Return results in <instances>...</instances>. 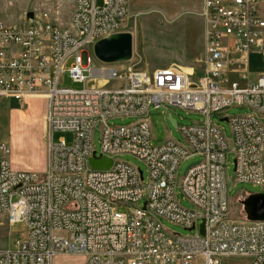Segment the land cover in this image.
I'll use <instances>...</instances> for the list:
<instances>
[{
    "label": "built area",
    "instance_id": "1",
    "mask_svg": "<svg viewBox=\"0 0 264 264\" xmlns=\"http://www.w3.org/2000/svg\"><path fill=\"white\" fill-rule=\"evenodd\" d=\"M49 1L55 13L66 3L65 23L0 21V98H42L48 129L44 174L13 169L10 147L0 143V215L25 227L11 249L0 250V264H53L59 255L83 256L82 264H264V221L228 216L225 176L230 149L235 182L264 190V71L252 81L248 70L249 54L264 60V0H203L197 71L163 67L151 74L91 61L95 41L123 32L128 0ZM65 73L82 87H61ZM151 106L197 112L205 121L180 127L183 143L154 145ZM231 106L248 113L226 116ZM216 115L227 118L230 141L211 122ZM124 117L138 120L106 124ZM54 131L72 133V144L53 143ZM124 156L141 162L146 177ZM102 157L110 167L94 169L90 159ZM185 161L191 163L176 185ZM177 188L190 208L179 203ZM124 204L132 208L117 211ZM162 220L194 233L168 232Z\"/></svg>",
    "mask_w": 264,
    "mask_h": 264
},
{
    "label": "rangeland",
    "instance_id": "2",
    "mask_svg": "<svg viewBox=\"0 0 264 264\" xmlns=\"http://www.w3.org/2000/svg\"><path fill=\"white\" fill-rule=\"evenodd\" d=\"M202 0H128V16L125 21L123 32L133 35V53L128 62L116 64L115 68L122 71H140L151 74L160 67L172 64L186 63L194 55L203 56V20L200 16ZM101 0H97L100 4ZM58 12L55 13L56 4L49 0H0V21L5 24L21 25L28 21L26 14L33 13L35 20L45 22L55 20L65 23L68 19V6L60 2ZM59 23V22H55ZM204 50V47H203ZM91 61L94 62L90 52ZM200 60L192 70L197 71ZM191 70V69H190ZM186 69L187 72H190ZM248 70L250 80H254L258 73L264 71V60L258 55L251 53L248 56ZM236 78V76H233ZM61 87L79 89V83H73L68 73L60 77ZM46 103L42 98L29 99L24 103H18L13 99L0 98V143H6L10 147L8 156L10 165L15 170H27L44 174L42 154L47 162L48 129L45 122ZM226 116L232 117L248 113L245 107L231 106L224 112ZM169 115L176 120V127L168 120ZM147 119L151 125L152 144L159 145L167 138L178 143H183L180 127L191 126L194 123L202 124L205 117L197 112L180 110L173 107L153 108L147 111ZM138 120L137 117H124L109 119L108 126L123 127ZM211 122L221 128L227 141L231 139L229 124L220 121L216 116L211 117ZM53 143L64 139L67 145L72 144L73 134L67 131H54L51 134ZM39 144V145H38ZM94 148L99 150V126L93 132ZM233 153L229 149L226 154L225 176L227 184L228 216L235 220H244L245 214L240 201V194L246 198L253 193H264L259 186L247 182H235ZM141 169L144 176L145 166L130 156L121 158ZM264 167V149L262 154ZM185 161L181 164L176 178V185L183 177L185 168L190 164ZM179 203L190 208L179 189H176ZM145 198L141 199L142 205ZM132 208L124 204L116 206L117 211L126 213ZM164 229L168 232L180 235L193 234L183 228L162 220ZM25 227L21 222L8 225L6 219L0 215V250L11 249L16 239L24 234ZM53 264H82V257L66 255L56 259ZM228 264H245L249 258H228Z\"/></svg>",
    "mask_w": 264,
    "mask_h": 264
},
{
    "label": "water",
    "instance_id": "3",
    "mask_svg": "<svg viewBox=\"0 0 264 264\" xmlns=\"http://www.w3.org/2000/svg\"><path fill=\"white\" fill-rule=\"evenodd\" d=\"M27 19L33 18V13L26 14ZM133 53V35L130 32H118L98 39L92 45L94 58L103 64H120L128 62ZM172 126L176 127V120L168 117ZM220 121H226L222 118ZM111 160L105 157L100 159H90V164L94 169H108ZM245 219L249 221H264V193H253L248 195L242 202ZM201 234L204 233L203 224L200 225Z\"/></svg>",
    "mask_w": 264,
    "mask_h": 264
},
{
    "label": "crops",
    "instance_id": "4",
    "mask_svg": "<svg viewBox=\"0 0 264 264\" xmlns=\"http://www.w3.org/2000/svg\"><path fill=\"white\" fill-rule=\"evenodd\" d=\"M202 1H201V8H202ZM203 47H204V39H203V44H202V51H203ZM201 54H202V52L200 54L194 55L186 63L172 64L171 66H167V67H176V68H181V69H185V70L186 69L190 70V69H192L193 67L196 66L197 62L200 60ZM160 68H163V67H160ZM41 157L43 158L44 166L46 167V157H45L44 154H42ZM65 256L66 255H59V256H56L55 258L58 259V258L65 257ZM71 256H73V257H82L83 260H84L83 256H76V255H71ZM53 262H54V260H53Z\"/></svg>",
    "mask_w": 264,
    "mask_h": 264
}]
</instances>
